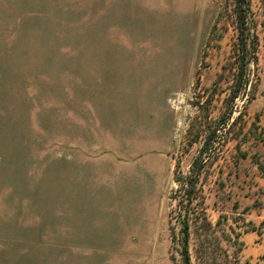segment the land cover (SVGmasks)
I'll return each instance as SVG.
<instances>
[{"label":"rangeland","instance_id":"rangeland-1","mask_svg":"<svg viewBox=\"0 0 264 264\" xmlns=\"http://www.w3.org/2000/svg\"><path fill=\"white\" fill-rule=\"evenodd\" d=\"M234 9L0 0V264H183L193 169L191 263L264 264V0Z\"/></svg>","mask_w":264,"mask_h":264},{"label":"trees","instance_id":"trees-1","mask_svg":"<svg viewBox=\"0 0 264 264\" xmlns=\"http://www.w3.org/2000/svg\"><path fill=\"white\" fill-rule=\"evenodd\" d=\"M245 0H235V14L240 29L242 30L244 25V14L240 9V6ZM195 161L194 163H196ZM180 185V193H182L181 205L183 210V217L181 218L180 236L178 243L180 244V252L183 258V264H192L189 253V228H190V214H192L191 207L194 198H196V188L199 181V171L191 170L187 175L177 176L176 179ZM194 210V208H193Z\"/></svg>","mask_w":264,"mask_h":264}]
</instances>
